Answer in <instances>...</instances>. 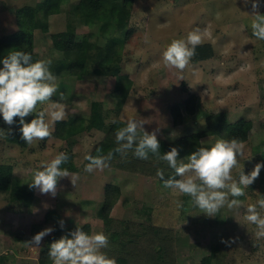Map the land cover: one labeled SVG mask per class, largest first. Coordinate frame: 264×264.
I'll return each mask as SVG.
<instances>
[{
	"label": "rangeland",
	"instance_id": "rangeland-1",
	"mask_svg": "<svg viewBox=\"0 0 264 264\" xmlns=\"http://www.w3.org/2000/svg\"><path fill=\"white\" fill-rule=\"evenodd\" d=\"M38 1L0 0V44L13 40L18 30L15 9L35 5ZM59 1L60 12L41 18L35 25V49L40 59H51L52 63L63 56L62 51L53 46L52 34L67 29L73 18L71 7L78 0ZM259 3L258 10L264 14V0ZM130 6V12L114 25L116 33L130 34L124 45L119 46L120 73L97 74L91 67L84 78L60 80L65 83L66 120L76 115L87 120L91 102L97 100L101 101L107 124L117 117L125 121L135 118L145 121V131H156L157 136L170 138L198 130L205 125L209 114L225 111L231 121L253 120L249 138L242 142L243 155L238 157L239 164L232 172L235 179L242 169L249 174L264 150V40L252 35L251 3L245 5L243 0H133ZM195 29L201 31L203 43L212 45V56L198 61L192 57L183 70L165 66L166 47L174 39L186 38ZM84 34L94 43L104 44L107 40L88 27L79 26L77 38ZM146 35L148 43L144 42ZM193 96L197 101L195 111L190 113L188 106ZM52 99L59 100V93ZM174 105L185 115L182 125L173 123L171 107ZM45 106L38 104L37 111ZM34 115L30 116L34 118ZM8 127L0 116V129L7 132ZM56 127L57 123L55 130ZM104 135V130L91 128L64 139L57 137L54 131L50 138L27 146L0 135V163L11 164L16 179L33 192L32 206L25 209V203L19 201L25 196L0 190V264H39L40 251L49 238L54 241L69 235L67 230L73 227L89 223L90 234L104 232L101 209L108 183L119 186L118 201L110 212L113 219L171 230L174 237L170 246L174 250L172 264H202L205 257H211L212 264H264V238H257L256 225L245 219L247 206L264 196L261 173L245 189V195L229 196V200L238 199L240 207L225 206L215 217H209L189 196L163 187V181L156 174L131 170L118 163H110L103 171L85 172L88 163L85 156L91 155ZM217 140L213 135H205L201 139L202 147H210ZM66 151L71 153L66 165L71 161L76 169L67 170L69 177L58 180L56 196L30 188L29 183L34 173L41 170V165ZM74 176L78 177L75 185L71 180ZM84 200L89 203L84 204ZM258 210L264 215V209ZM60 221L64 222L63 227ZM46 227L54 230L44 237L40 246L29 242ZM222 239L229 243H223Z\"/></svg>",
	"mask_w": 264,
	"mask_h": 264
},
{
	"label": "clouds",
	"instance_id": "clouds-1",
	"mask_svg": "<svg viewBox=\"0 0 264 264\" xmlns=\"http://www.w3.org/2000/svg\"><path fill=\"white\" fill-rule=\"evenodd\" d=\"M249 2L254 16L251 21L252 35L258 40H264V14L258 10L259 0H243L245 5ZM144 42H149L147 35ZM203 42L199 29L189 32L186 38L172 40L163 52L165 66L185 69L195 56L196 48ZM0 63L3 65L0 67V116L9 126L15 124L16 118H19L21 139L29 145L34 141L50 138L56 123L66 120L68 115L64 94L59 93V100L52 99L58 93L59 86L56 76L50 71L51 59L33 61L31 53L17 50L10 52ZM38 104L46 106L37 111ZM32 114H35L34 118L26 122L25 118ZM124 123L125 126L116 132L118 147L106 155H86L88 163L84 171H103L110 166L114 153L123 156L133 150L137 158L144 160L148 159L149 153L154 154L159 160L166 161L179 177L164 179L163 172L158 170L157 175L163 181V187L189 196L194 205L209 217H215L225 206L229 209L240 207L241 202L235 198L229 200V196L245 195V189L258 178L261 168L264 167L257 163L249 174H245L242 169L238 179L233 177L232 172L239 164L238 157L242 156L244 151V144L236 138L218 139L210 147H199L188 155L187 162L178 164V148L172 147L160 155L156 131H145V121L129 118ZM11 134V127L7 132L0 129V135ZM68 159L67 153L60 152L50 162L42 164L41 170L34 173L29 187L38 189L41 194L55 197L58 180L69 177L68 171L61 169V165ZM77 178L74 176L71 179L74 185ZM258 209H264L262 195L255 204L247 206L245 219L256 225L255 236L264 238V215H261ZM60 226H64L63 221H60ZM53 230L52 227H46L36 233L29 242L40 246L44 237L50 235ZM222 242L229 243L223 239ZM108 245L109 238L104 232L89 234L77 226L69 235L52 241L48 255L53 264H117L115 258L103 251Z\"/></svg>",
	"mask_w": 264,
	"mask_h": 264
},
{
	"label": "trees",
	"instance_id": "trees-1",
	"mask_svg": "<svg viewBox=\"0 0 264 264\" xmlns=\"http://www.w3.org/2000/svg\"><path fill=\"white\" fill-rule=\"evenodd\" d=\"M133 0H78L71 7L73 18L67 24V29L52 34L53 46L62 51L63 56L50 65V71L56 76L59 82L58 93H64L63 82L67 78H84L92 67L95 73L112 72L118 75L121 71L119 63L120 47H122L129 38V33L121 31L125 36L114 31L115 22L128 14ZM61 3L59 0H39L35 5H22L15 9L18 30L11 41L0 44V61L12 51H24L31 53L33 61L40 60V53L35 49V25L42 18H49L51 15L60 12ZM86 26L107 37L104 44L94 43L90 40L88 34H84L80 39L77 38V28ZM95 29V30H93ZM213 47L211 44L202 43L196 48L194 60H204L211 57ZM94 64V65H93ZM93 65V66H92ZM0 63V67H2ZM197 97L193 96L192 102L188 106V112L195 111ZM171 116L174 125H182L185 121V115L180 107L174 105L171 107ZM30 116L27 121H30ZM26 121V122H27ZM116 123L112 121L107 124L105 115L101 108V101L91 102V111L86 120L83 116L76 115L72 119L57 123L55 135L59 138L68 139L75 133L84 129L97 128L105 131L104 137L94 147L92 156L106 155L109 151L118 147L116 141V132L119 128L125 126L123 119L117 117ZM12 134L7 139L21 146L28 144L21 139L19 131V118L16 123L9 126ZM254 127L253 120L239 118L231 121L225 111L213 112L205 119V125L198 130L189 131L170 138L157 136L160 143V155L169 151L172 147L179 150V159L183 162L187 160L188 155L197 148L202 147L201 139L205 135H213L218 139L231 140L238 139L245 142L249 138V133ZM167 129L166 131H168ZM150 133V132H149ZM143 132L140 131V136ZM139 138V137H138ZM135 147V146H134ZM67 153L71 158L70 152ZM112 164L118 163L121 166H129L131 170L150 172L156 174L158 170L163 172L164 179L176 178L175 170L172 169L166 161L159 160L154 154L149 153L148 159H139L129 150L125 155L114 153ZM259 163L264 165V150L259 159ZM179 164V162H178ZM61 169L75 170V166L70 161L61 165ZM264 181V167L260 170ZM159 177V176H158ZM160 178V177H159ZM161 180V179H160ZM162 181V180H161ZM0 190L9 191L12 195L25 196L23 202L27 206L32 205L33 192L25 188L20 180L14 175L11 164L0 163ZM119 186L114 183H108L104 193L102 205V216L105 222L104 233L109 238V245L103 251L110 257L116 259L117 264H172L174 262V250L170 249L174 237L171 230L164 227L149 226L119 221L110 216L113 204L118 201ZM22 201V198H19ZM90 234V225L78 226ZM77 227L68 229V232ZM51 238L47 241L39 255V264H52L48 251ZM211 257L203 258L202 264H212Z\"/></svg>",
	"mask_w": 264,
	"mask_h": 264
},
{
	"label": "crops",
	"instance_id": "crops-1",
	"mask_svg": "<svg viewBox=\"0 0 264 264\" xmlns=\"http://www.w3.org/2000/svg\"><path fill=\"white\" fill-rule=\"evenodd\" d=\"M30 191V190H29ZM88 199H90V198H88ZM20 201V200H19ZM21 203H24L23 202V200L22 201H20ZM86 202H88L89 203V201L88 200H84V204L86 203ZM24 205H26V204H24ZM32 206V205H31ZM31 206H27L26 205V207H23V208H25V209H30V207ZM99 214V213H98ZM45 217L47 218L48 217V213L46 212V214H45ZM32 219L33 218H30V220L32 221ZM41 219V218H40ZM45 220V219H44ZM43 222V219L41 220V223ZM87 222H90V221H87ZM87 224H89V223H87ZM90 225V224H89ZM91 226V225H90ZM52 264H53V262H52Z\"/></svg>",
	"mask_w": 264,
	"mask_h": 264
}]
</instances>
